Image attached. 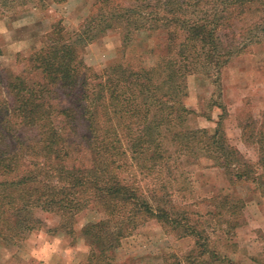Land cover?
Here are the masks:
<instances>
[{"label":"trees","instance_id":"1","mask_svg":"<svg viewBox=\"0 0 264 264\" xmlns=\"http://www.w3.org/2000/svg\"><path fill=\"white\" fill-rule=\"evenodd\" d=\"M48 7L45 0H0V15ZM92 10L89 30L67 38L61 22L53 23L24 69L0 82V246L16 247L44 227L40 210L60 217L52 234L66 233L73 245L83 240L88 254L79 264H128L117 252L149 220L195 239L187 264L224 262L206 244L200 221L172 206L177 172L183 162L207 158L232 182L264 190V133L254 140L259 161L250 164L227 138L221 104L213 131L189 129L187 79L216 76L218 83L246 41L264 36L262 27L235 49L221 39L234 21L264 14V0H96ZM110 31L121 33L124 47L139 32L164 31L165 53L153 67L119 59L97 72L85 65V50ZM229 204L225 196L209 215L236 216ZM90 206L105 218L77 231V216ZM16 256L0 264H14Z\"/></svg>","mask_w":264,"mask_h":264},{"label":"rangeland","instance_id":"2","mask_svg":"<svg viewBox=\"0 0 264 264\" xmlns=\"http://www.w3.org/2000/svg\"><path fill=\"white\" fill-rule=\"evenodd\" d=\"M45 1L49 4L47 10L0 15V27L7 29L6 33L0 34V82L5 83L9 73L18 74L24 69L25 59L41 47L40 37L50 31L53 23L61 22L67 38H74L89 30V16L96 0H62L60 4ZM262 16L264 14L249 13L244 19L234 21L233 28L221 34L224 46L235 49L244 39L260 36L264 27ZM262 35L261 39H254L251 43L246 41L247 46L236 53L222 70L218 83L215 82L216 76H190L184 100L186 108L192 112L186 122L191 130L213 131L224 109L227 112L224 121L227 138L250 164L259 161L260 154L254 140L261 131L264 133ZM165 44L164 31L139 32L128 47H124L120 32L110 31L87 45L84 63L97 72L119 59L132 66L153 67L163 57ZM5 97L4 87L0 85V100ZM219 104L222 109L218 107ZM190 161L183 162L178 169L172 206L185 209L192 219L200 221L205 237L209 239L206 242L209 249L225 259L216 264H264V190L251 181L232 182L222 169L207 158ZM225 196L229 206L236 207V216H210V213L216 214L221 210ZM35 215L43 221L45 228V221H51L53 228L60 223V217L54 213L37 210ZM104 218L100 209L90 206L77 216L75 229L79 231L86 224ZM227 220L231 222L227 223ZM220 221L222 225H219ZM236 224L237 227L233 228ZM80 241L83 240L78 243ZM194 248L193 237L181 238L166 233L156 220H149L133 236L123 240L117 259L120 263L128 264H176L181 261L187 264L186 257ZM23 251V242L12 248L0 246V260H6L11 253H16L14 264H22L20 256ZM87 253L88 248L83 243L76 257L77 264L83 262Z\"/></svg>","mask_w":264,"mask_h":264},{"label":"clouds","instance_id":"3","mask_svg":"<svg viewBox=\"0 0 264 264\" xmlns=\"http://www.w3.org/2000/svg\"><path fill=\"white\" fill-rule=\"evenodd\" d=\"M6 32V28L0 27V34ZM45 223L47 228H36L24 239V251L20 256L22 264H77L76 257L84 242L73 245L66 233L58 231L52 234L49 230L54 227L51 221Z\"/></svg>","mask_w":264,"mask_h":264},{"label":"crops","instance_id":"4","mask_svg":"<svg viewBox=\"0 0 264 264\" xmlns=\"http://www.w3.org/2000/svg\"><path fill=\"white\" fill-rule=\"evenodd\" d=\"M87 254H88V253H87ZM86 257H87V255H86ZM86 257H85L82 261H85Z\"/></svg>","mask_w":264,"mask_h":264}]
</instances>
